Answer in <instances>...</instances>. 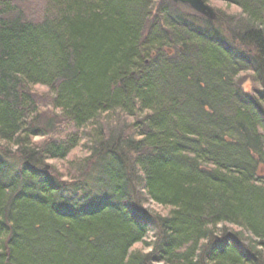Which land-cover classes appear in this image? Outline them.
I'll return each mask as SVG.
<instances>
[{
	"label": "trees",
	"instance_id": "16d2710c",
	"mask_svg": "<svg viewBox=\"0 0 264 264\" xmlns=\"http://www.w3.org/2000/svg\"><path fill=\"white\" fill-rule=\"evenodd\" d=\"M209 1L0 0V264H264V0Z\"/></svg>",
	"mask_w": 264,
	"mask_h": 264
},
{
	"label": "rangeland",
	"instance_id": "374dc122",
	"mask_svg": "<svg viewBox=\"0 0 264 264\" xmlns=\"http://www.w3.org/2000/svg\"><path fill=\"white\" fill-rule=\"evenodd\" d=\"M209 7H211L213 9V11L215 9H219V10H226L227 6L226 4L219 2V1H209V4H207ZM234 11H237V8L232 7L228 13H233ZM215 12V11H214ZM216 14V13H215ZM247 75H245V77H243L240 81V84L242 85V87L244 88V90L251 92L252 90H254V85L253 82L250 78V76L248 75V77H246ZM252 83V84H251ZM37 94H39V97L43 96V95H48V90L46 88H37L36 89ZM50 95V94H49ZM50 105H48V103L43 102L42 106H41V111H49ZM37 143H41L44 142L45 139L42 138H36L35 139ZM87 158V154L86 151L84 149H77L75 152H73L71 154V156L69 157V159H67V161H48L46 166H48V168H46V171H50V169L52 167L55 166V170L59 175H63V181H69L70 178H68L66 175H69L70 173H72V169L69 162H77L80 160H83ZM70 182V181H69ZM144 208L149 212V213H153L156 215H165L167 210L160 207L159 205H157L156 203L150 201L147 204H145ZM231 228V227H228ZM153 234H150V237H152ZM149 237V239H150ZM149 239H147L149 241ZM132 250H143L145 253L149 252V250L144 249L142 244H136Z\"/></svg>",
	"mask_w": 264,
	"mask_h": 264
},
{
	"label": "water",
	"instance_id": "95a60500",
	"mask_svg": "<svg viewBox=\"0 0 264 264\" xmlns=\"http://www.w3.org/2000/svg\"><path fill=\"white\" fill-rule=\"evenodd\" d=\"M175 3H181L189 6L192 10L205 16L210 20H215L216 15L211 7H209L204 0H172Z\"/></svg>",
	"mask_w": 264,
	"mask_h": 264
},
{
	"label": "bare ground",
	"instance_id": "6f19581e",
	"mask_svg": "<svg viewBox=\"0 0 264 264\" xmlns=\"http://www.w3.org/2000/svg\"><path fill=\"white\" fill-rule=\"evenodd\" d=\"M216 15V14H215ZM48 168V166L45 167V169ZM47 170V169H46Z\"/></svg>",
	"mask_w": 264,
	"mask_h": 264
}]
</instances>
